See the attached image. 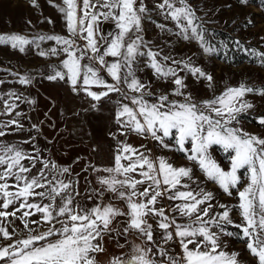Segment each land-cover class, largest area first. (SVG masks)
<instances>
[{"label":"snow or ice","instance_id":"obj_1","mask_svg":"<svg viewBox=\"0 0 264 264\" xmlns=\"http://www.w3.org/2000/svg\"><path fill=\"white\" fill-rule=\"evenodd\" d=\"M63 5L53 4L64 15L67 35L29 39L0 34V44L21 52L34 44L40 56L60 57L46 78L64 81L74 93H85L93 108L118 94L115 119L120 135L135 133L184 153L228 196L236 189L238 203L217 204L216 196L199 186L193 168L174 166L163 156L154 158L144 145L137 148L118 141L111 166H91L97 186L86 190L85 199L93 203L82 205L78 173L73 179L70 168L44 157L39 149L29 153L3 139L24 131L19 119H11L0 122V264H240L239 254L226 251L222 243V236L236 235L244 239L257 264H264V136L236 126L242 114L255 107L246 96L264 97V87L240 83L197 99L187 91L182 74L206 82L209 90H214V76L192 58L163 55L145 40L143 21L151 11L145 0H63ZM32 6H38L36 0ZM156 8L165 20L174 22L178 38L197 42L204 54L219 55L223 49L228 55L227 44L217 47L208 39V30L198 23V9L189 0H159ZM105 22L114 26L112 31H103ZM158 27L166 30L163 24ZM43 41H54L55 46L41 49ZM234 46L264 66V52L245 48L239 40ZM143 68L167 81L171 90L152 91L137 75ZM19 83L30 85L32 77L20 75ZM8 96L3 114L11 116L21 96L15 92ZM256 120L264 127V114ZM213 146L228 153V170L213 158ZM163 200L179 203L165 207ZM237 213L238 221L233 219ZM10 218L23 223V235H16ZM170 242L179 253L170 252ZM109 243L120 251H110Z\"/></svg>","mask_w":264,"mask_h":264},{"label":"rangeland","instance_id":"obj_2","mask_svg":"<svg viewBox=\"0 0 264 264\" xmlns=\"http://www.w3.org/2000/svg\"><path fill=\"white\" fill-rule=\"evenodd\" d=\"M145 3L151 9L143 21L145 40L161 49L163 55H170L178 60L192 58L196 66L202 67L214 76L216 82L214 90H209L206 82L183 73L188 85L187 91L191 92L193 97L209 98L214 94L219 95L228 86H237L240 83L264 87V66H261L257 58L245 55L244 51L234 46V42L239 40L245 48L250 47L258 52H264V4L261 0H247L246 4L241 3L240 0H189V3L198 9L197 16L200 17L198 23H202L208 30V39L217 47H220L221 43L228 45L227 56L224 55L223 49L219 55L204 54L197 42L178 38L175 34L178 30L174 22L165 20L156 8L159 0H145ZM36 4L38 6H32V0H0V34L15 33L29 39L39 34L67 35L64 15L53 6V4L64 6L63 0H51V2L36 0ZM48 19L52 23H48ZM249 20L252 21L251 24L248 23ZM160 24L165 25L166 30L159 28ZM113 27L109 22H105L102 26L105 33L112 31ZM53 46H55L54 41L40 43V48L44 50ZM60 59V57L40 56L39 49L34 44L26 45L23 52L13 49L10 45L0 44V81H3L0 83V122L19 119L24 126V131L11 132L3 138L6 142L19 144L29 153L33 148L39 149L44 157L55 161L61 167L70 168L73 179L76 178L77 173L79 174L78 190L81 196L78 199L82 205L90 206L93 203L85 199L86 190L97 186L96 173L92 172L91 166H111L118 141L137 148L144 145L151 150L150 155L154 158L163 156L174 166L193 168L199 186L212 192L217 198V204L233 206L238 203L236 189H232V196H228L219 185L207 180L199 167L186 159L184 153L165 149L150 138L145 139L135 133L120 135L119 125L115 119L116 102L115 104L110 102L108 109L101 107L97 114L95 112L97 106L93 108L86 103L85 93H74L64 81L48 80L46 76L51 73V66L59 64ZM24 74L32 77L30 85L19 83V76ZM137 75L143 82L149 84L154 92L171 90L172 86L167 81L157 80L150 68H143ZM11 92L20 95L21 100L16 101L19 107L9 116L3 114L4 100L9 99L8 94ZM112 98L111 101H117L120 97L118 94H112ZM246 99L255 107L249 113L242 114L241 123L236 126L253 135L264 136V127L256 120V116L264 114V97L248 94ZM15 112L21 115L16 117ZM32 125L37 127L33 128ZM30 137H34V141L24 143L30 140ZM210 152L217 163L228 170L230 167L228 153L219 146H213ZM39 167L40 165H37V168ZM240 175L241 184L246 183L243 169L240 170ZM192 188L196 189L197 185L192 184ZM161 203L165 207H171L179 201L163 200ZM10 219L16 235H23L26 232L23 223L15 218ZM31 219H38V215ZM179 219L181 222H187V218ZM233 219L238 221V213L233 215ZM150 222L154 223V221ZM33 227L37 226L33 225ZM46 227L40 225L41 229ZM228 230L239 231L233 227H229ZM156 239H160L159 235ZM120 242L123 243V239ZM170 243V252L179 253L180 249L176 244ZM222 243L226 246V251L239 254L240 264H257L256 258L247 250L245 241L240 235L222 236ZM108 248L117 253L120 251L115 248L114 243H109Z\"/></svg>","mask_w":264,"mask_h":264},{"label":"crops","instance_id":"obj_3","mask_svg":"<svg viewBox=\"0 0 264 264\" xmlns=\"http://www.w3.org/2000/svg\"><path fill=\"white\" fill-rule=\"evenodd\" d=\"M109 59V61H111L113 58H108ZM105 78L106 79H109L110 80V77H107V75L105 74ZM87 96V95H86ZM112 100H113V98H111ZM115 100V99H114ZM110 102H114V104H115V102L116 101H108V100H106V101H104L103 103H101V104H98L97 105V110H95V112L98 114L99 113V109H101V107H103V108H107L108 109V105H110ZM86 103L88 104V106H92V103H94V102H92L91 101V98L90 97H87V101H86ZM101 105V106H100ZM75 109V108H74ZM76 109H77V107H76ZM94 110V109H93ZM78 112V111H77Z\"/></svg>","mask_w":264,"mask_h":264}]
</instances>
